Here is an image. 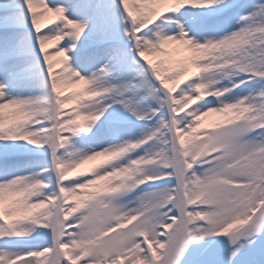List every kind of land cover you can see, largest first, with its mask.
Here are the masks:
<instances>
[{"label":"snow or ice","instance_id":"snow-or-ice-1","mask_svg":"<svg viewBox=\"0 0 264 264\" xmlns=\"http://www.w3.org/2000/svg\"><path fill=\"white\" fill-rule=\"evenodd\" d=\"M0 264H264V0H0Z\"/></svg>","mask_w":264,"mask_h":264},{"label":"rangeland","instance_id":"rangeland-1","mask_svg":"<svg viewBox=\"0 0 264 264\" xmlns=\"http://www.w3.org/2000/svg\"><path fill=\"white\" fill-rule=\"evenodd\" d=\"M52 22H53V21H51V22H49V23H47V24H48V25H51ZM42 27H43V26H42ZM45 30H46V29H45ZM55 46H56L55 44L49 43L46 47H47V49H48L49 51H51V50L54 49ZM57 59H58V58H57ZM59 59H61V58L59 57ZM59 59H58V60H59ZM172 61L175 62V60H172ZM54 64H55V62H54ZM56 67H60V65H59V64H56ZM181 86H183V85H181ZM67 107H68V109H71L72 107H74V105H68ZM186 111H187V109H186ZM214 119H219V118H217V117H207V118H205L204 128H202L201 130H206V129H207V125H208V123H209L210 121L214 120ZM98 162H99V161H96V162H90L89 164L83 165L79 171H82V172H85V173H89V172L92 170L93 165H94L95 163H98ZM74 175H75V174H74ZM40 259H43V258H40Z\"/></svg>","mask_w":264,"mask_h":264},{"label":"bare ground","instance_id":"bare-ground-1","mask_svg":"<svg viewBox=\"0 0 264 264\" xmlns=\"http://www.w3.org/2000/svg\"><path fill=\"white\" fill-rule=\"evenodd\" d=\"M54 17H51L50 15L49 16H46L45 17V20L44 21H42V26L44 25V24H47V23H49V22H51V21H54ZM52 51V50H51ZM58 59H59V57H57ZM56 58V59H57ZM57 59V60H58ZM172 60H176V59H178L177 57H172L171 58ZM54 62H55V60H54ZM79 89H76V88H71V87H69V88H67L66 90H65V95H68V94H70L71 92H73V91H78ZM68 105H73V104H71V103H69Z\"/></svg>","mask_w":264,"mask_h":264}]
</instances>
